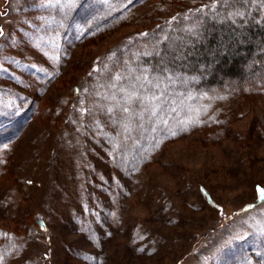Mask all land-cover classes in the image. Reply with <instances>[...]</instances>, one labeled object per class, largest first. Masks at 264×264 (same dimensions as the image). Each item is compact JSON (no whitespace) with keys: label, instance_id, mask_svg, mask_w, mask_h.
Wrapping results in <instances>:
<instances>
[{"label":"rangeland","instance_id":"374dc122","mask_svg":"<svg viewBox=\"0 0 264 264\" xmlns=\"http://www.w3.org/2000/svg\"><path fill=\"white\" fill-rule=\"evenodd\" d=\"M138 1L0 0V264H264V83L157 61L207 0Z\"/></svg>","mask_w":264,"mask_h":264},{"label":"trees","instance_id":"16d2710c","mask_svg":"<svg viewBox=\"0 0 264 264\" xmlns=\"http://www.w3.org/2000/svg\"><path fill=\"white\" fill-rule=\"evenodd\" d=\"M254 3V0L199 2L180 16L166 18L156 29L143 30L140 44L152 48L148 39L158 41L157 49L163 51L164 57L157 61L169 59L181 71L201 76L195 79L197 87L232 81L264 83V0L258 5ZM170 35H176L174 41L168 40ZM251 55L252 67L246 69L244 59ZM258 186L264 189L255 184L257 197L245 204L240 213L263 201Z\"/></svg>","mask_w":264,"mask_h":264},{"label":"snow or ice","instance_id":"6c2138e0","mask_svg":"<svg viewBox=\"0 0 264 264\" xmlns=\"http://www.w3.org/2000/svg\"><path fill=\"white\" fill-rule=\"evenodd\" d=\"M135 93H132L131 96H134ZM131 96L128 98L129 100H131ZM125 111H127V109H125ZM257 192L258 195L261 199H264V189L260 188L259 186L257 187Z\"/></svg>","mask_w":264,"mask_h":264}]
</instances>
